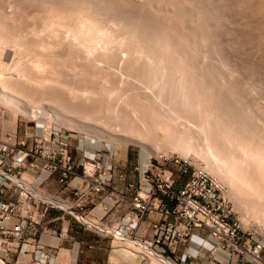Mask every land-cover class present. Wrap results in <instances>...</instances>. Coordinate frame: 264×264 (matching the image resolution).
<instances>
[{"label": "rangeland", "instance_id": "rangeland-1", "mask_svg": "<svg viewBox=\"0 0 264 264\" xmlns=\"http://www.w3.org/2000/svg\"><path fill=\"white\" fill-rule=\"evenodd\" d=\"M62 1L61 0L60 1H58V0H56V1L55 0H44V1L43 0H0V14H1L0 15V43H1L0 44V66L2 67L1 71L3 72V75H4L3 76V78L5 79L4 81H6L5 82L6 85L10 87L8 89H13L11 91L16 93L18 96H20V98L23 100V102H25L28 106H33L39 112L38 113V112H36L37 110H35L34 113L29 114V115H25L10 105H5L3 103H0V128H2V130L12 131L17 135L22 134L24 136L26 130H29L31 132L35 131L36 133H38V132L43 131L44 128L46 130H49L50 128L56 126L58 128H61L64 132L72 133L75 136L74 142H76L78 145H80V147H83L84 149H88L90 152H95L97 150H101L103 152V154H105L107 156V158L113 164L117 165L118 168H121L124 171H126L128 173V175L131 177V179L136 178L137 172H136L135 168L137 166L144 165L145 163H147V161L150 158L159 159L163 156L177 155V156H181V157H188V158L195 159L199 163L203 164L206 168H207V163H210V165H212L213 168L217 172L222 174V176L226 180L225 182L221 181V182H223V185L225 184L224 187L226 190V196L230 200L231 205L233 206L234 210L237 212L238 216L240 217L242 223L244 224V227L245 228H252L255 230L264 229V210H262V209H264V206L260 205V204L264 205V203H263L264 202L263 201L264 200V174L262 175V177L260 176V174L262 172L260 171V169H258V164L256 163L257 162L256 161L257 155L253 156L251 154V152L247 153L248 150L241 147V145L240 146L237 145V142L231 141L232 142L231 143V142H229V140L227 138L225 139L223 136H221L222 134H221L220 130L219 131L216 130L217 128H219V126H218L219 121L217 119L210 117L208 119V120H210L209 125H205L206 128L201 125L203 127V129L208 130V133L205 134V132H207V131L203 130L202 127L199 125V124H201V123H199L200 122L199 119L196 118V116L194 117V118H196V121H197V123H196L195 119L191 115L192 109L189 108L190 105L188 104L190 102H188L186 100L185 101L181 100V102H182L181 103L179 98L177 100L174 93L172 95H169V97H168L169 100L159 99L160 95H158L157 91H156V94H155V91L153 92V90H151V92H150L149 90H147L148 87L143 88L140 86L141 83H139L138 78H137V80H138V82H137L136 77H132L131 75L126 74L127 72L125 71V68L122 64L127 60L126 58H128L127 54H125V51H123V50H125V47H127L128 44L131 45V43L133 44V42H134L135 45H136V43H137V45H140L141 43H143L145 45L146 43H149L148 45L150 47L151 43H152L151 45L153 46V44L156 42L155 44L156 45L159 44V45L157 47H156V45H154V51L156 48H158V49H156L155 53L153 52V55L151 53V59L155 58L154 55L160 54V56L157 55L156 59H154V60H157V59L162 60V59H164L163 57H165L164 55H166L164 60H166L167 63H170L169 65H172V67L175 65L174 66L175 68L170 69V71L168 73L169 77L167 76V78L171 80L170 81L171 82L170 88L173 87L174 90L176 87L178 88L177 82L180 80V79H178L179 78L178 75H180V74L183 75L189 84L188 89H185L184 93L186 92L187 95L192 94L193 96H195V93L197 92L198 94L196 93V95H199V96H196L197 99L195 98V101H196V103H198L199 106H201L200 105V100H201V104H202L201 107L202 108H206L207 110H210V109L212 110L213 108L218 107L219 112H222V115H223L222 120L225 121V123L230 122L231 125L232 124L235 125L233 127L237 131V134H235L236 135L235 140H238V138H240V137L241 138L239 140H241L242 138H245L247 135L249 137H251V140H252V136L255 135V133H256V135H257V136L255 135L256 140L258 138L259 142L257 141V143H253L254 144L253 148L256 149L257 146L259 145L260 147L259 146L258 147H259V150L261 152V151H264V147H263L264 146V144H263L264 143V83H263L264 82V72L262 71V70H264V62H263L264 58H262V60H261V58H255L256 54L254 51H253L254 54L251 55L253 53L252 49L255 48V46H254L255 44L251 43L254 46L253 48H252V45L250 47V44H247L249 46L244 45V47H243L242 45H240L237 49H236V47L235 48L229 47L228 44H226V46H224L226 48V50L223 47L225 50L224 52L229 50L228 51L229 53L226 52V57H228V56H230V54H232L230 57L224 58L225 61L227 60L226 64L224 63L225 61L223 60V58H221L223 61L222 62L221 59H219V58H207L206 59L204 57L202 58L201 56L199 57V55L195 56L196 54L194 55V52L191 50L192 47L190 46L191 53H193L191 55L190 50H188L189 44L183 40H182L183 42L180 41L181 40L180 37H182L180 35L183 34V31H182L183 29H178V26L174 23L175 21L171 18L172 16L170 17V15L163 13V12H160V14H158L157 10L154 13V9L151 10L153 7L151 5L150 6L148 5L149 3L147 2V0H129V1H127V0H122V1L121 0L120 1L119 0L118 1L117 0H111V1L106 0V2H104L105 0H100L101 2H103V3L100 2L102 4V6L107 7L108 6L107 4H109L111 9L110 8H109L110 10L108 9L109 6L107 7V9L109 10L110 15H112V14L114 15V12L116 11L115 13H117L119 15V18L121 17L120 19H122V20L124 19L123 21L121 20V22H118L120 20L119 18L116 19V16L118 17V15L112 16V20H114V19L117 20V21L114 20L113 22L114 23L116 22L118 24L120 23L119 26H121V27H119L115 23L116 25L114 27L115 28L119 27V29L117 28V30L114 32H116V34L118 35V38H120L122 40L125 39V40L122 41L124 44H123L121 50H119L121 46H115V45L110 46L109 48L113 49V50L112 49L110 50L109 48H107L108 45L103 46L104 45V43H103V45H101V46H103L104 50H102L101 49L102 47H99L100 45L99 46L97 45L99 50L101 49L102 51H105L106 48L108 49V50L106 49L107 52L106 51H105V53L102 52L103 55L101 54L102 56H100L101 59L99 60V57H97L98 56L97 54H99V52H98L99 50L97 48H96L97 51H95V48H93L91 50L90 49L86 50V49H88L87 46H85L87 48L84 49L83 48L84 46L82 44H80V45L76 44V43H81L80 40H79L80 42L76 40L77 42L75 43V41L73 39V41H70V42L68 41V43H66L64 41H66V39L69 38V37L67 38L65 36L66 34H63L65 37H63V35L59 34L60 36H62L61 39L62 40L64 39L63 41H60V39H58V38H60L59 35H58L59 37L56 38L55 35L54 36L52 35L51 30L49 32V29L47 26L48 24H45V23L48 20L47 19L48 15L52 13L53 9L54 10H53L52 14H54V17H56V15L63 14L66 18H68L67 16L70 15L69 11L77 12L78 10H79L78 12H80V13L82 12L83 15H84V13H85V16L88 15V14H86V12H84L82 10L80 11V9H83V8L80 5H78L80 7H78L76 5L77 0H74L75 3L73 0H66L67 1L66 3L64 1L63 2ZM91 1L95 4L96 3L95 1H97V0H91ZM107 1H108V3H107ZM114 2H116V3H114ZM45 3L46 4L48 3V4L45 5ZM62 3H63V5H66V7L65 6L61 7ZM67 3L70 4V6ZM100 3L98 2L99 5H101ZM78 4H79V2H78ZM98 4H96V5H98ZM115 4H117V6ZM146 4L148 5V7L146 6ZM41 5H43V6H41ZM71 6L73 7L72 10H71V8H72ZM44 7H46V8L48 7V8L46 9ZM149 7H152V8H149ZM55 8L56 9L58 8V9L56 10ZM59 9H61V10H59ZM44 10L46 12H43ZM65 10H66V12H65ZM48 11H49V13H48ZM56 12L57 13L59 12V14H55ZM67 12L69 15L67 14V16H66ZM111 12H112V14H111ZM87 13H89V12H87ZM161 14H162V16H161ZM89 15H90V13H89ZM100 16H102V15H99V17ZM99 21L102 22L103 21L102 18ZM48 22H49V20H48ZM126 22H128L127 24H129V26H131L127 31H125L126 29L124 27L122 28V26H123L122 24L123 23L125 24ZM108 24H109V22H108ZM162 25H163V27H162ZM141 27H142V29H141ZM166 27H167V29H166ZM115 28H114V30H115ZM120 28H121V30H120ZM168 28H170L171 31H169L170 34L167 38V40H168L167 43H166V41L164 42L166 45H164L163 41L162 42L159 41L157 43L156 40H159L158 39L159 38V36H158L159 32H162V30L164 32L165 29H166L165 31H167V30H169ZM175 28H177V29H175ZM179 28H180V26H179ZM61 29H60V31L63 33L64 31H62ZM139 29L141 30V32ZM65 31H68V29L67 30L65 29ZM154 31H156L155 32L156 34L154 33ZM129 32H130V34H129ZM180 32L182 34H180ZM132 33H133V35H132ZM200 33H201V31H199V34ZM50 34L54 38H52V36ZM152 34H154V35H152ZM8 35H12L13 39H12V36H8ZM125 35L128 36L129 39L127 37H123ZM130 35H132L131 36L132 38L130 37ZM151 35H152V37H151ZM178 35L180 36L179 38H178ZM6 36H7V38H5ZM134 36H135V38H133ZM146 36L148 39L146 38ZM14 38H15V40H14ZM150 38L153 40H151ZM154 38L155 39L157 38V39L155 40ZM193 38L194 37L192 36V38H191L192 42L196 41L197 38L195 40ZM175 39H176V41H175ZM69 40H71V37ZM133 40H136V42ZM154 40H155V42H154ZM171 40H172V42H171ZM200 40L203 42L201 36H199L197 41L203 47V50L206 49L205 51L207 52L208 47L205 46V42L202 43ZM14 41H15V43H14ZM149 41H151V43ZM16 42H18V43H16ZM40 43H41V45H40ZM61 43H62V46L59 45V47H58V44H61ZM175 43H176V45H175ZM143 44H141V45H143ZM162 44H163V46H162L163 50H161ZM231 44H229V45H231ZM42 45H44V46H42ZM148 45H145V47H148ZM174 45H175V47L176 46L177 47L175 48ZM62 47H63V49H62ZM74 47H76V48H74ZM166 47H167V49H166ZM81 48H83V49H81ZM168 48H170V49L173 48L171 53H169L170 49L168 50ZM177 48H178V50H177ZM69 49L71 52L68 51ZM180 49H182V50H180ZM208 49H209L208 51L210 52L211 48L209 47ZM240 49H243V51ZM93 50L95 52H98V53L96 54V56L94 53L93 54L94 56L91 57L92 56L91 53H93ZM175 50H177L176 53L180 57L177 58L178 55H176V53L173 52ZM238 50L242 51L243 53L242 52L239 53L240 51H238ZM160 51H162V52H160ZM249 51L251 52V53H249L251 56L249 54H247ZM82 52L85 54H83ZM164 52H165V54H164ZM209 52H207V53H209ZM231 52H233V53H231ZM49 53L50 54L52 53L51 54L52 56H49L50 55ZM54 53L56 54V56H54L55 55ZM57 53L58 54L60 53V54L58 55ZM86 53H87V55H86ZM89 53H90V55H88ZM118 53H120V54H118ZM143 53L140 52L139 54L140 55L143 54L142 56L146 58L147 55L145 54V52H143ZM234 53L236 54L237 57L235 56ZM72 54H73V56H72ZM116 54H118V55H116ZM168 54H169V58H168ZM171 54L173 56H171ZM186 54H187V56H185ZM227 54H229V55H227ZM246 55L247 56L249 55L250 57L249 56L247 57ZM106 56H108V57H106ZM114 56H115V59H114ZM125 56H126V58H125ZM142 56H140L139 58L137 57V60H139L141 58L144 59ZM184 56L188 57V58H185ZM94 57H96V58L94 59ZM157 57H159V58H157ZM173 57H176V59ZM182 57H184V58H182ZM189 57H191V58L189 59ZM97 58H98V60H97ZM180 58H182V59H180ZM116 59H117V61H116ZM122 59L125 61H123ZM142 59L139 60L138 63L141 62ZM188 60H190V61H188ZM210 61H211V63H210ZM142 62H144V60ZM214 63H216V64H214ZM100 64H101V66H100ZM186 64L188 66H185ZM193 64H195V66ZM217 64H219L221 66L223 76L226 77L228 79V81H230V82L234 81V82H231L230 84L234 85L235 87H240L241 90L243 89L242 90L243 92L241 91L242 93H240L241 94L240 98H238L239 95H237V97L235 96L236 99L238 98V100H240V101L237 100V103H236V99H234L235 97L232 95L234 93H232L231 91H229L227 88L224 87V83L227 80H225V82H223L222 79H224V78H220L218 76L220 74L219 73L216 74L217 72H214V71H216ZM93 65H94V67H93ZM95 65L97 66V68H95L96 67ZM199 65H201L203 67H200ZM252 65H255V66H252ZM20 67H22V68H20ZM177 67H180V69ZM25 68H27V69H25ZM183 68H184V70H183ZM191 68H193V69H191ZM97 69H98V71H97ZM174 69H176L178 71V73H179L177 75L178 77L176 76ZM193 71H196V72H193ZM28 73H30V74H28ZM207 73H209V74H207ZM213 73H215V74H213ZM191 74H192V76H191ZM26 76H28L29 78ZM216 76H218V77L215 78ZM241 77H242V79H241ZM203 78H204V80H203ZM50 79H53L54 81L50 80ZM27 80H29V81H27ZM31 80H34V81L32 82ZM36 80L38 83H36ZM216 80L217 81L219 80L217 84H216V82H217ZM237 80H240L241 82L240 81L237 82ZM221 81L223 84L221 83ZM198 82H200V83H198ZM2 83H4V82H2ZM40 83L42 84L41 86H40ZM117 84H118V89L116 88ZM248 84H249V86H248ZM1 86L4 87L3 84H0V87ZM243 86L245 88H243ZM61 87L62 88L64 87V90ZM222 87H224V88H222ZM14 88H16V89H14ZM66 88H68V89H66ZM113 88L114 89L116 88L119 91V93H118V91L114 90ZM190 89H192V90H190ZM183 90H184V88H183ZM18 91L19 92L21 91L20 94H18L19 93ZM43 91H44V94H43ZM110 91H111V93L113 91L114 94L113 93L112 94L114 95V97H113V95L111 96ZM86 92H87V94H86ZM230 92H231V94H230ZM60 93L66 95V96L69 95L70 102H73V101L75 102V103L73 102L75 110L78 107L76 112L72 113L71 117H57L54 115V113H52V111H50L51 110L50 109L51 104H52L50 99L52 98V95L56 96V94H60ZM219 94H220V96H219ZM216 95H218V96H216ZM126 96L128 97L126 99L127 102H125L126 100L124 98ZM45 97H46V99H45ZM70 97L73 98L74 100L70 99ZM116 97L120 98V99H115ZM121 97H122V99H121ZM219 97L220 98L222 97V98L220 99ZM241 97H242V99H241ZM255 97L257 98V100ZM259 98H261V99H259ZM174 100H175V102H174ZM122 101L124 102V104ZM166 101H167V103H166ZM208 101H209V103H208ZM109 103H111L110 104L111 106H112V104L114 106L111 107L109 105ZM133 103L135 105H137V104L142 105L143 104L145 106L144 107L145 110L143 109L144 111L142 110V112H138L141 114V116L143 117L144 120L142 119L141 116L137 115L138 113L136 114V112H134L135 108H137V107L135 105H134V107H132L133 105H130ZM173 103H175L174 104L175 108L173 107L174 106ZM179 103L181 104L180 106H181L182 111L179 108L180 107ZM259 103H261V104H259ZM77 104H78V106H77ZM167 104H168V106H167ZM218 104H219V106H218ZM100 105L102 108L100 107ZM115 106H116V108H114ZM184 106H187V107H184ZM42 107H44V108H42ZM249 107H250V110H251V108L253 109L251 111H253V112L256 111V112H254L255 114L258 113L257 114L258 116H256V118L254 116V113L251 114L250 113L251 111L249 112ZM185 108H187L188 110L190 109V110L188 111ZM176 110H178V111H176ZM190 112H191V114H190ZM47 113H49V114H47ZM110 113H111V115H110ZM129 114H130V117H129ZM125 115H127V116H125ZM231 115H232V117H231ZM148 116H149V118H148ZM181 116L182 117L184 116V117L182 118ZM253 116H254V119H253ZM179 117L181 119L177 120V119H179ZM225 117H227V118H225ZM67 118H68V120H67ZM233 118H235V119H233ZM135 119H138L137 120L138 123ZM106 121H107V123H106ZM132 121L135 124H132L131 123ZM107 124L110 126H108ZM237 124H238V126L240 125V128L239 127L238 128L240 130L242 129L243 131L242 130L239 131V129L237 128ZM248 124L250 126H247ZM131 125L134 127H132ZM147 125H148V127H147ZM135 126L138 129H135L136 128ZM96 129H98V130H96ZM252 129L255 130V133L252 132L251 133L252 136H251L249 133L250 131H248V130H252ZM99 130H100V132L98 133L97 131H99ZM181 130H182V132H186L187 135L190 134V136L189 135L188 136L190 138L192 137L191 139L193 140L195 146L203 154L204 157H200L199 155H197L193 152L188 154V156L183 155V153L181 151L174 150L172 148V145L174 142L173 139H177V135H176L177 131L180 132ZM186 130L188 131V133ZM211 130H213V131H211ZM244 130L247 131V132H245V134H244ZM202 131H204V133ZM109 133H111V134H109ZM115 133H116V135H115ZM206 135H208V139H207ZM204 137H206V138H204ZM236 137H238V138H236ZM193 138H195V139H193ZM114 139H116V140H114ZM206 139H207V141H206ZM209 139H210V142H209ZM251 140H250V142H251ZM213 141H215V142H213ZM216 141L218 143L220 141L221 142L218 144ZM258 143H260V144H258ZM207 147H209V148H207ZM163 149L164 150L166 149V150L164 151ZM222 152H223V154L225 153L227 155V158H226L227 162L224 161L225 155L221 154ZM217 154H220V156ZM215 155H216V157H215ZM263 155L264 154H262L259 157H262ZM76 156L80 157V156H82V153L76 152ZM222 157H223V159H222ZM259 157L257 159L258 162H260V161L264 162V158H262V160H261V158L259 159ZM217 158L220 160H218ZM253 160H255L254 162H255L256 166L253 164L254 163ZM251 164H252V167H251ZM255 169H258L259 171L255 170ZM210 172L214 176H216L212 171H210ZM242 172H244L245 174ZM32 173L34 174L35 172H32ZM257 173H259V174H257ZM256 174H257V176H256ZM253 175H254V178H253ZM260 177L262 178L261 180H260ZM258 178H259V181H256V180H258ZM255 181H256V183H254ZM262 181H263V183H262ZM261 195H262V197H261ZM257 198H259V199H257ZM261 200H262V202H261ZM257 202L259 203V205H257ZM260 206H262V207H260ZM247 211L250 213L252 212V214H250V215L247 214ZM68 219L71 221L72 226L74 225V223H76L77 226L79 225V226H81V228H84V226L82 224L78 223L77 221H75V219L71 215H68ZM81 228L79 227V228H75V229L82 230L81 231V233H82L84 230ZM92 234H94V233H92ZM92 237H94L95 240L101 239L98 236H96V233ZM87 239H89V238H87ZM84 241L85 242L82 243L81 247H80L81 253H80L79 261L76 264H113V263L114 264H160L157 261H154L152 257L145 255L141 252L139 253L133 247H127L126 245L121 244L119 242H112V240L107 239V238H105V240L103 241V243L106 244L105 245L106 250L103 252L102 251L101 252L94 251L95 249L91 250L86 243L87 240H84ZM65 243H66V246H68L69 243L68 242H65ZM124 248L128 249L133 254V258H124V259H122V261H121V259H119V260H115L116 262L115 261L112 262L110 260V256H111L112 252L116 249H124ZM34 256H36V255L34 254L32 256H26L25 254H21L20 249H18L17 251H8V250H6V247L4 246V244L0 240V260H1L0 264H3L2 261H4L6 264H45L44 262L40 261L39 259H34ZM144 258L148 259V261H146V259H144ZM66 261L71 263V261L68 259ZM128 261H130V262H128ZM131 261L132 262L134 261V262L132 263ZM70 263H66V264H70ZM53 264H56V263H53ZM58 264H61V263H58ZM62 264H65V263H62Z\"/></svg>", "mask_w": 264, "mask_h": 264}, {"label": "built area", "instance_id": "built-area-1", "mask_svg": "<svg viewBox=\"0 0 264 264\" xmlns=\"http://www.w3.org/2000/svg\"><path fill=\"white\" fill-rule=\"evenodd\" d=\"M32 138L30 144L12 133L0 138V240L6 250L53 264L56 246H43L41 238L72 242L71 215L99 236L131 241L139 253L151 257L150 249L175 264H264V229L244 227L223 183L195 159L150 158L131 179L101 150L80 147L61 128H44ZM26 170L46 178L58 174L60 191L39 190L37 180L24 178Z\"/></svg>", "mask_w": 264, "mask_h": 264}, {"label": "bare ground", "instance_id": "bare-ground-1", "mask_svg": "<svg viewBox=\"0 0 264 264\" xmlns=\"http://www.w3.org/2000/svg\"><path fill=\"white\" fill-rule=\"evenodd\" d=\"M44 1V0H43ZM56 1V0H55ZM58 1H60V0H58ZM62 1V0H61ZM65 3L67 2L66 0H63ZM62 1V2H63ZM74 1V0H73ZM111 1V0H110ZM118 1V0H117ZM120 1V0H119ZM122 1V0H121ZM127 1H129V0H127ZM49 2V1H48ZM70 2V1H69ZM77 2V6L78 5H80L83 9H80V11L82 10V11H84V12H86V14H88V15H86L85 16V13H84V15H83V13L81 14L80 12H78L77 10V12H75V11H69V14H68V12L66 13V16H67V14L69 15V16H67L68 18H66L63 14H60V15H56V17H54V14H52L53 13V10H52V13L51 14H47L48 15V17H47V19L49 20V22H48V20L46 21V23L45 24H48L47 26H48V29H49V32H50V30L52 31L51 33H52V35L54 36L55 35V37L56 38H58L60 35H63V34H66L65 36L68 38V39H66V41H64V42H66V43H68V41L70 42V41H73V39H74V41H75V43L77 42V41H81V43H76V44H78V45H80V44H82L83 46V48L84 49H86L87 47H88V49H86V50H91V49H93V48H95V51H97L96 50V48L98 49V46L99 47H102L101 49L102 50H104V48H103V46H106V45H108L107 46V48H109L110 46H113V45H115V46H121L120 47V49L119 50H121L122 49V46H123V40H125V39H120V38H118V35L116 34V32H114V31H116L117 30V28L119 29V27H121V26H119V24L118 23H116L117 24V26H119V27H117V28H115L114 26L116 25L113 21L114 20H116L117 18H119V15L117 14V13H115L114 12V15L112 14V12H111V14L112 15H110V12H109V10L111 9V7L109 6V4H107L108 6V9H107V7L106 6H102V4L101 3H103V2H101L100 0L98 1H95L96 3L94 4L91 0L89 1V0H77L76 1ZM78 2H79V4H78ZM98 2L101 4V5H99L98 4ZM104 2H106V0L104 1ZM149 4H148V3ZM147 4L150 6H152V7H149V8H152L151 10H153L154 9V13H155V11L157 10V12H158V14H160V12H163V13H166V14H168V15H170V17L175 21L174 23L178 26V29H183L182 31H183V34L180 32V34H182V35H180V36H182V37H180L179 35H178V38L180 37V41H185L186 43H188L189 44V49L188 50H190V46L192 47L191 48V50L194 52V55L195 56H198L199 55V57L201 56L202 58L204 57V58H219V59H221V58H223V60L225 61V59L224 58H228V57H230L232 54H230V56H228V57H226V52L227 53H229L228 51H226V52H224L225 50H226V48L224 47V46H226V44H228V46L229 47H236V49L240 46V45H242L243 47H244V45L245 46H249V45H247V44H250V47H251V45L252 44H255L254 46H255V48L254 49H252V52L254 51L255 52V54H256V56H255V58H261V60H262V58H264V0H147ZM74 3H75V1H74ZM107 3H108V1H107ZM114 3H116V2H114ZM126 3V2H125ZM40 4V3H39ZM48 4V3H47ZM46 3H45V5H47ZM59 4V3H58ZM57 4V5H58ZM68 4V3H67ZM96 4H98V5H96ZM132 4V3H131ZM146 4V6L148 7V5ZM69 6H70V4H68ZM112 5V4H111ZM116 6H117V4H115ZM31 6V5H30ZM41 6H43V5H41ZM60 6V5H59ZM62 6H65L66 7V5H63V3L61 4V7ZM80 6H78V7H80ZM113 6V5H112ZM115 6V7H116ZM131 6V5H130ZM6 7V6H5ZM56 7V6H55ZM72 7V6H71ZM70 7V8H71ZM28 8V7H27ZM44 8H46V7H44ZM43 8V9H44ZM48 8V7H47ZM46 8V9H47ZM60 8V7H59ZM127 8V7H126ZM18 9V8H17ZM42 9V10H43ZM51 9V8H50ZM56 9V8H55ZM58 9V8H57ZM56 9V10H57ZM63 9V8H62ZM73 9V7L71 8V10ZM75 9V8H74ZM77 9V8H76ZM79 9V8H78ZM114 9V8H113ZM116 9V8H115ZM59 10H61V9H59ZM58 10V11H59ZM63 11V10H62ZM97 11V12H96ZM112 11V10H111ZM43 12H46L45 10L43 11ZM65 12H66V10H65ZM87 12H89L90 13V15H89V13H87ZM118 12V11H117ZM156 12V13H157ZM13 13V12H12ZM48 13H49V11H48ZM64 13V12H63ZM119 13V12H118ZM55 14H59V12L57 13H55ZM143 14V13H142ZM165 14V15H166ZM1 15V14H0ZM3 15V14H2ZM46 15V16H47ZM99 15H102V16H100L99 17ZM116 15H118V17L116 16ZM167 15V16H168ZM112 16H116V19H114V20H112ZM161 16H162V14H161ZM100 18V19H99ZM101 18H102V22L101 21H99V20H101ZM121 18V17H120ZM119 18V19H120ZM118 19V20H119ZM136 19V18H135ZM150 19V18H149ZM165 19V18H164ZM3 20V19H2ZM121 20L122 19H120L118 22H121ZM124 20V19H123ZM122 20V21H123ZM140 20V19H139ZM109 22V24H108V22ZM117 21V20H116ZM138 21V20H137ZM146 21V20H145ZM48 22V23H47ZM134 22V21H133ZM132 22V23H133ZM140 22V21H139ZM142 22V21H141ZM171 22V21H170ZM44 23V22H43ZM128 22H126L125 24L123 23L122 25V28L124 27L126 30L125 31H127L131 26H129V24H127ZM130 23V22H129ZM135 24V23H134ZM141 24V23H140ZM2 25V24H1ZM139 25V24H138ZM137 26V25H136ZM154 26V25H153ZM179 26H180V28H179ZM155 27V26H154ZM162 27H163V25H162ZM182 27V28H181ZM62 28V29H61ZM114 28H115V30H114ZM150 28V27H149ZM160 28V27H159ZM60 29L62 30V31H64L63 33L60 31ZM65 29L67 30L68 29V31H65ZM141 29H142V27H141ZM153 29V28H152ZM166 29H167V27H166ZM165 29V30H166ZM169 30H167V31H165L164 30V32H163V30H162V32H159V40H156L155 38V40L157 41V43L160 41V42H162L163 41V43L166 41V43H167V38H168V36H169V34H170V32L169 31H171V29L170 28H168ZM175 29H177V28H175ZM174 29V30H175ZM120 30H121V28H120ZM140 30V29H139ZM60 31V32H59ZM146 31V30H145ZM159 31V30H158ZM179 31V30H178ZM199 31H201V33L199 34ZM140 32H141V30H140ZM139 32V33H140ZM156 31H154V33H155ZM175 32V31H174ZM173 32V33H174ZM11 33V32H10ZM176 33V32H175ZM47 34V33H46ZM60 34V35H59ZM119 34V33H118ZM129 34H130V32H129ZM137 34V33H136ZM142 34V33H141ZM156 34V33H155ZM177 34V33H176ZM175 34V35H176ZM15 35V34H14ZM17 35V34H16ZM51 35V34H50ZM51 35V36H52ZM59 35V36H58ZM124 35V34H123ZM132 35H133V33H132ZM132 35H130V37L132 36ZM135 35V34H134ZM148 35V34H147ZM152 35H154V34H152ZM152 35H151V37H152ZM8 36H12V35H8ZM52 36V38H54ZM64 35H63V37H65ZM141 36V35H140ZM150 36V35H149ZM192 36L194 37L193 39L195 40L196 38V41L198 40V38H199V36H201V38H202V40H203V42L202 43H204L205 42V46H207L208 48L210 47L211 49H210V52L208 51L209 49L207 48V52H209V53H207L205 50H203V47L198 43V41L196 42V41H193L192 42ZM203 36V37H202ZM4 37V36H3ZM20 37V36H19ZM61 37L62 36H60V38H58V39H60V41H63L62 39H61ZM70 37H71V40H69L70 39ZM121 37V36H120ZM123 37H127L128 38V36H123ZM122 37V38H123ZM154 37V36H153ZM156 37V36H155ZM5 38H7V36L5 37ZM126 38V39H127ZM132 38V37H131ZM130 38V39H131ZM133 38H135V36L133 37ZM143 38V37H142ZM146 38H147V36H146ZM12 39H13V36H12ZM11 39V40H12ZM20 39V38H19ZM38 39V38H37ZM129 39V38H128ZM138 39V38H137ZM148 39V38H147ZM146 39V40H147ZM151 39V38H150ZM2 40V39H1ZM14 40H15V38H14ZM77 40V41H76ZM140 40V39H139ZM151 40H153V39H151ZM155 40H154V42H155ZM6 41V40H5ZM8 41V40H7ZM19 41V40H18ZM46 41V40H45ZM79 41V42H80ZM83 41V42H82ZM127 41V40H126ZM133 41H135L136 42V40H133ZM175 41H176V39H175ZM182 41V42H183ZM4 42V41H3ZM53 42V41H52ZM55 42V41H54ZM131 42V41H130ZM139 42V41H138ZM141 42V41H140ZM150 43H151V41H149ZM171 42H172V40H171ZM200 42V43H201ZM14 43H15V41H14ZM16 43H18V42H16ZM44 43V42H43ZM59 43V42H58ZM101 43V44H100ZM103 43H104V45H103ZM145 43V42H144ZM156 43V42H155ZM153 44V46L150 44V47H149V43H146L145 45H148V47H145V45L143 44V43H141V44H143V45H137V43H136V45H135V43L133 42V44L131 43V45H129L128 43V45H127V47H125V50H123V51H125V54H127V57L128 58H126V56H125V58L127 59L126 61L125 60H123V61H125L124 63H122L123 64V66H124V68H125V71L127 72L126 74H128V75H131L132 77H136V80H137V78H138V80H139V83H141L140 84V86L141 87H143V88H145V87H148L147 88V90H149L150 92H151V90H153V92L155 91V94H156V91H157V93H158V95H160L158 98L159 99H166V100H169V95H172L173 93H174V95H175V97L177 98V100H178V98L180 99V102H181V100L182 101H188V102H190V103H188L189 105H190V107L189 108H191L192 110H191V112H192V114H191V112H190V114L192 115V117L194 118L195 116H196V118H198L199 119V123H201V124H199L200 126L202 125L203 127H205V125H209V121L210 120H208L210 117L211 118H214V119H217L219 122V128H217L216 130L217 131H219L220 130V132H221V136H223L225 139L227 138L228 140H229V142H231V141H233V142H237V145H241V147H243L244 149H247L248 151H247V153L248 152H251V154L254 156V155H257L255 158H256V163L258 164V169H260V171L262 172L261 174H260V176L262 177V175L264 174V162H261L260 160V162H258V157L259 156H261L262 154H264L263 152L264 151H261L260 152V150H259V147L257 146V148L256 149H254L253 147H254V144L253 143H257V141L259 142V140H258V138H257V140H256V133H255V130H248V131H250L249 133H250V135H251V133L253 132V133H255V135H251L252 136V140H251V137H249L248 135L245 137V138H242L241 140H239L240 138H238V137H236V138H238V140H235V134H237V131H236V129L235 128H233L235 125H231V123L230 122H228V123H225V121H223L222 119H223V115H222V112H219V110H218V107H215V108H213L212 110L210 109V110H207L206 108H202L201 106H202V104H201V100H200V105L201 106H199L198 105V103H196V101H195V98H196V96H199V95H196V93H195V96H193L192 94H190V95H187V93L185 92L184 93V91H185V89H188V86H189V84H188V82L186 81V79H185V77L183 76V75H178L179 73H178V71L176 70V69H174V71H175V74H176V76L178 75L179 76V78L178 79H180L178 82H177V85H178V88L176 87H174L175 88V90L173 89V87L172 88H170V86H171V80L170 79H168L167 78V76H168V73H169V71H170V69H173V68H175L174 66L172 67V65H169L170 63H167L166 62V60H164L165 59V57H166V55H164L165 57H163L164 59H162V60H159V59H157V60H154V59H156V56L158 55V56H160V54H156V55H154V57L155 58H153V59H151V53H152V55H153V52L155 53V51H156V49H158V48H156L158 45H156V44ZM232 43V44H231ZM252 43V44H251ZM1 44V43H0ZM46 44V43H45ZM64 44V43H63ZM161 44V43H160ZM172 44V43H171ZM229 44H231V45H229ZM23 45V44H22ZM40 45H41V43H40ZM59 45H61L62 46V43L61 44H58V47H59ZM98 45V46H97ZM101 45H103V46H101ZM154 45H156V49H155V51H154ZM164 45H166L165 43H164ZM169 45V44H168ZM175 45H176V43H175ZM175 45H174V47H175ZM235 45V46H234ZM20 46V45H19ZM42 46H44V45H42ZM46 46V45H45ZM85 46H87V47H85ZM162 46H163V44L161 45V48H162ZM170 46V45H169ZM168 46V47H169ZM181 46V45H180ZM185 46V45H184ZM201 46V47H200ZM253 45H252V48L254 47ZM56 47V46H55ZM173 47V46H172ZM173 47V48H174ZM177 47V46H176ZM175 47V48H176ZM225 48V50H224V48ZM249 47V48H250ZM45 48V47H44ZM74 48H76V47H74ZM83 48H81V49H83ZM106 48V49H107ZM118 48V47H117ZM165 48V47H164ZM173 48L172 49H170V48H168V50L170 51L169 53H171V51L173 50ZM19 49V48H18ZM36 49V48H35ZM43 49V48H42ZM60 49V48H59ZM62 49H63V47H62ZM71 49V48H70ZM70 49L68 50V51H70ZM99 50L98 52H99V54H97L98 52H95L94 50H93V53H91L92 54V56L91 57H93L94 55V53H95V56H96V54L98 55L97 57H99V60L101 59L100 58V56H102L103 54H102V52H104L105 53V51H106V49H105V51H102V50ZM110 49V48H109ZM112 49V48H111ZM110 49V50H111ZM166 49H167V47H166ZM229 49V48H228ZM247 49V48H246ZM251 49V48H250ZM249 49V50H250ZM49 50V49H48ZM54 50V49H53ZM108 50V49H107ZM113 50V49H112ZM161 50H163V48L161 49ZM177 50H178V48H177ZM177 50H175V51H173V52H177ZM180 50H182V49H180ZM191 50H190V53H191ZM232 50V49H231ZM240 50H242L243 51V49H240ZM240 50H238V51H240ZM38 51V50H37ZM40 51V50H39ZM42 51V50H41ZM51 51V50H50ZM184 51V50H183ZM235 51V50H234ZM237 51V50H236ZM242 51H240L239 53H241ZM58 52V51H57ZM71 52V51H70ZM74 52V51H73ZM88 52V51H87ZM90 52V51H89ZM101 52V53H100ZM107 52V51H106ZM143 53V52H145V54L147 55V59L145 58V57H143L142 55L144 54H139V53ZM158 52V51H157ZM160 52H162V51H160ZM254 52L251 54V55H253L254 54ZM48 53V52H47ZM68 53V52H67ZM83 53V52H82ZM185 53V52H184ZM189 53V54H190ZM231 53H233V52H231ZM243 53V52H242ZM249 53H251L250 51L247 53V54H249ZM50 54V53H49ZM48 54V55H49ZM52 54V53H51ZM49 55V56H52V55ZM55 54V53H54ZM58 54V53H57ZM60 54V53H59ZM58 54V55H59ZM83 54H85V53H83ZM102 54V55H101ZM112 54V53H111ZM118 54H120V53H118ZM118 54H116V55H118ZM164 54H165V52H164ZM167 54V53H166ZM188 54V55H189ZM193 53H191V55H192ZM235 54V53H234ZM30 55V54H29ZM57 55V56H58ZM86 55H87V53H86ZM88 55H90V53L88 54ZM115 55V56H116ZM139 55V56H138ZM175 55V54H174ZM176 55H178L177 53H176ZM190 55V56H191ZM227 55H229V54H227ZM250 55V54H249ZM248 55V56H249ZM250 55V56H251ZM54 56H56V54L54 55ZM61 56V55H60ZM71 56V55H70ZM72 56H73V54H72ZM71 56V57H72ZM85 56V55H84ZM115 56H114V59H115ZM140 56H142L144 59H142V61L144 60V62H139L138 63V61L139 60H141V59H139V60H137V57L139 58ZM171 56H173L172 54H171ZM185 56H187V54L185 55ZM184 56V57H185ZM235 56H236V54H235ZM234 56V57H235ZM247 56V55H246ZM247 56V57H248ZM249 56V57H250ZM22 57V56H21ZM106 57H108V56H106ZM178 57H180L179 55L177 56V58ZM184 57H182V58H184ZM237 57V56H236ZM50 58V57H49ZM65 58V57H64ZM70 58V57H69ZM81 58V57H80ZM96 57H94V59H95ZM157 58H159V57H157ZM168 58H169V54H168ZM173 58H175L176 59V57H173ZM182 58H180V59H182ZM185 58H188V57H185ZM191 57H189V59H190ZM239 58V57H238ZM146 59V60H145ZM230 59V58H229ZM97 60H98V58H97ZM137 60V61H136ZM169 60V59H168ZM167 60V61H168ZM171 60V59H170ZM184 60V59H183ZM211 60V59H210ZM259 60V59H258ZM92 61V60H91ZM110 61V60H109ZM116 61H117V59H116ZM176 61V60H175ZM186 61V60H185ZM188 61H190V60H188ZM221 61H222V59H221ZM260 61V60H259ZM75 62V61H74ZM99 62V61H98ZM106 62V61H105ZM181 62V61H180ZM207 62V61H206ZM209 62V61H208ZM213 62V61H212ZM223 62V61H222ZM226 62H227V60L224 62L225 64H226ZM243 62V61H242ZM247 62V61H246ZM261 62V61H260ZM264 62V61H263ZM262 62V63H263ZM178 63V62H177ZM183 63V62H182ZM186 63V62H185ZM190 63V62H189ZM193 63V62H192ZM210 63H211V61H210ZM220 63V62H219ZM28 64V63H27ZM56 64V63H55ZM112 64V63H111ZM110 64V65H111ZM202 64V63H201ZM207 64V63H206ZM214 64H216V63H214ZM259 64V63H258ZM17 65V64H16ZM31 65V64H30ZM97 65V64H96ZM95 65V66H96ZM115 65V64H114ZM183 65V64H182ZM194 66H195V64H193ZM203 65V64H202ZM222 65V64H221ZM233 65V64H232ZM263 65V64H262ZM20 66V65H19ZM91 66V65H90ZM98 66V65H97ZM97 66L95 67V68H97ZM100 66H101V64H100ZM122 66V67H123ZM185 66H188L187 64L185 65ZM192 66V65H191ZM198 66V65H197ZM196 66V67H197ZM200 67H203V66H201V65H199ZM241 66V65H240ZM252 66H255V65H252ZM6 67V66H5ZM51 67V66H50ZM93 67H94V65H93ZM92 67V68H93ZM182 67V66H181ZM215 67V66H214ZM1 66H0V84H3L4 85V87H0V103H3V104H5V105H10V106H12L13 108H16L18 111H20L21 113H23V114H25V115H29V114H32V113H34L35 112V110H37V109H35L33 106H28L25 102H23V100L20 98V96H18L16 93H14V92H12L11 90H13V89H8V88H10L9 86H7L6 85V81H4L5 79L3 78V72L1 71ZM20 68H22V67H20ZM35 68V67H34ZM89 68V67H88ZM177 68H179L180 69V67H177ZM188 68V67H187ZM206 68V67H205ZM213 68V67H212ZM240 68V67H239ZM255 68V67H254ZM11 69V68H10ZM25 69H27V68H25ZM37 69V68H36ZM82 69V68H81ZM191 69H193V68H191ZM197 69V68H196ZM93 70V69H92ZM182 70V69H181ZM180 70V71H181ZM183 70H184V68H183ZM186 70V69H185ZM17 71V70H16ZM97 71H98V69H97ZM197 71V70H196ZM196 71H193V72H196ZM199 71V70H198ZM201 71V70H200ZM263 72H264V70H262ZM8 72V71H7ZM69 72V71H68ZM72 72V71H71ZM92 72V71H91ZM210 72V71H209ZM214 72H217L216 74H220V75H218L220 78H224V79H222V81L223 82H225V80H227L225 83H224V87L225 88H227L229 91H231L232 93H234V94H232L234 97L236 96L237 97V95H239L238 96V98H240V96H241V94L240 93H242L243 91V89L241 90L240 89V87H235L234 85H232V84H230L231 82H234V81H228V79L226 78V77H224L223 76V72H222V70H221V66L219 65V64H217V66H216V71H214ZM259 72V71H258ZM31 73V72H30ZM30 73H28V74H30ZM85 73V72H84ZM113 73V72H112ZM115 73V72H114ZM117 73V72H116ZM174 73V72H173ZM184 73V72H183ZM189 73V72H188ZM257 73V72H256ZM255 73V74H256ZM5 74V73H4ZM80 74V73H79ZM102 74V73H101ZM207 74H209V73H207ZM213 74H215V73H213ZM244 74V73H243ZM254 74V73H253ZM188 75V74H187ZM186 75V76H187ZM197 75V74H196ZM212 75V74H211ZM89 76V75H88ZM177 76V77H178ZM191 76H192V74H191ZM190 76V77H191ZM195 76V75H194ZM209 76V75H208ZM207 76V77H208ZM215 76V75H214ZM218 76H216L215 78H217ZM230 76V75H229ZM26 77H28V76H26ZM31 77V76H30ZM107 77V76H106ZM169 77V76H168ZM189 77V76H188ZM206 77V76H205ZM235 77V76H234ZM238 77V76H237ZM21 78V77H20ZM29 78V77H28ZM27 78V79H28ZM33 78V77H32ZM49 78V77H48ZM213 78V77H212ZM230 78V77H229ZM188 79V78H187ZM214 79V78H213ZM219 79V78H218ZM241 79H242V77H241ZM30 80V79H29ZM29 80H27V81H29ZM39 80V79H38ZM50 80H53V79H50ZM133 80V79H132ZM135 80V79H134ZM135 80V81H136ZM138 80H137V82H138ZM141 80V81H140ZM196 80V79H195ZM199 80V79H198ZM203 80H204V78H203ZM221 80V79H220ZM32 82L34 81V80H31ZM54 81V80H53ZM58 81V80H57ZM116 81V80H115ZM202 81V80H201ZM200 81V82H201ZM217 81V80H216ZM215 81V82H216ZM219 81V80H218ZM218 81L216 82V84L218 83ZM222 81H221V83H222ZM238 81H240V80H237V82ZM263 81V80H262ZM2 82H4V83H2ZM200 82H198V83H200ZM241 82V81H240ZM36 83H38L37 82V80H36ZM220 83V82H219ZM251 83V82H250ZM264 83V82H263ZM173 84V83H172ZM214 84V83H213ZM215 84V85H216ZM223 84V83H222ZM42 84L40 83V86H41ZM44 85V84H43ZM113 85V84H112ZM137 85V84H136ZM200 85V84H199ZM198 85V86H199ZM202 85V84H201ZM214 85V86H215ZM254 85V84H253ZM50 86V85H49ZM87 86V85H86ZM101 86V85H100ZM193 86V85H192ZM206 86V85H205ZM248 86H249V84H248ZM257 86V85H256ZM123 87V86H122ZM195 87V86H194ZM211 87V86H210ZM209 87V88H210ZM224 87H222V88H224ZM62 88V87H61ZM73 88V87H72ZM112 88V87H111ZM116 88L118 89V84H117V86H116ZM114 89V90H116V91H118L117 89ZM120 88V87H119ZM183 88H184V90H183ZM192 88V87H191ZM205 88V87H204ZM242 88V87H241ZM243 88H245L244 86H243ZM250 88V87H249ZM248 88V89H249ZM14 89H16V88H14ZM63 90H64V87L62 88ZM66 89H68V88H66ZM109 89V88H108ZM112 89V90H113ZM121 89V88H120ZM177 89V90H176ZM198 89V88H197ZM247 89V90H248ZM88 90V89H87ZM92 90V89H91ZM190 90H192V89H190ZM189 90V91H190ZM224 90V89H223ZM227 90V91H228ZM258 90V89H257ZM148 91V92H149ZM242 91V92H241ZM249 91V90H248ZM19 92V91H18ZM21 92V91H20ZM20 92L18 93V94H20ZM95 92V91H94ZM121 92V91H120ZM199 92V91H198ZM216 92V91H215ZM231 92H230V94H231ZM262 92V91H261ZM23 93V92H22ZM46 93V92H45ZM48 93V92H47ZM110 93H111V91H110ZM112 93H113V91H112ZM111 93V96L114 94H112ZM118 93H119V91H118ZM147 93V92H146ZM190 93V92H189ZM211 93V92H210ZM41 94V93H40ZM43 94H44V91H43ZM52 94V93H51ZM54 94V93H53ZM69 94V93H68ZM73 94V93H72ZM86 94H87V92H86ZM117 94V93H116ZM194 94V93H193ZM198 94V93H197ZM224 94V93H223ZM22 95V94H21ZM38 95V94H37ZM101 95V94H100ZM153 95V94H152ZM187 95V96H186ZM243 95V94H242ZM257 95V94H256ZM79 96V95H78ZM88 96V95H87ZM209 96V95H208ZM207 96V97H208ZM213 96V95H212ZM216 96H218V95H216ZM215 96V97H216ZM219 96H220V94H219ZM232 96V97H233ZM91 97V96H90ZM113 97H114V95H113ZM118 97V96H117ZM115 98V99H120V98ZM135 97V96H134ZM171 97V96H170ZM174 97V98H175ZM236 97L234 98V99H236ZM248 97V96H247ZM125 98V100L128 98L127 96L126 97H124ZM123 98V99H124ZM133 98V97H132ZM175 98V99H176ZM200 98V97H199ZM210 98V97H209ZM212 98V97H211ZM217 98V97H216ZM220 98V97H219ZM222 98V97H221ZM220 98V99H221ZM238 98L236 99V103H237V100H238ZM256 98V97H255ZM28 99V98H27ZM45 99H46V97H45ZM70 99H72V100H74L73 98H71L70 97ZM80 99V98H79ZM121 99H122V97H121ZM138 99V98H137ZM141 99V98H140ZM155 99V98H154ZM171 99V98H170ZM197 99V98H196ZM219 99V100H220ZM241 99H242V97H241ZM252 99V98H251ZM259 99H261V98H259ZM51 100V110L50 111H52V113H54V115L55 116H57V117H71V115H72V113L73 112H76V110H77V108H76V110H75V107H74V104H73V102H70V100H69V95H64V94H62V93H60V94H56V96H54V95H52V98L50 99ZM76 100V99H75ZM114 100V99H113ZM211 100V99H210ZM218 100V101H219ZM225 100V99H224ZM244 100V99H243ZM256 100H257V98H256ZM99 101V100H98ZM112 101V100H111ZM163 101V100H162ZM217 101V102H218ZM228 101V100H227ZM238 101H240V100H238ZM85 102V101H84ZM116 102V101H115ZM123 102V101H122ZM125 102H127V100L125 101ZM144 102V101H143ZM164 102V101H163ZM173 102V101H172ZM174 102H175V100H174ZM205 102V101H204ZM216 102V103H217ZM75 103V102H74ZM118 103V102H117ZM135 103V102H134ZM130 104V105H133L132 107H134V105L135 104ZM139 103V102H138ZM141 103V102H140ZM165 103V102H164ZM166 103H167V101H166ZM178 103V102H177ZM182 103V102H181ZM208 103H209V101H208ZM256 103V102H255ZM86 104V103H85ZM88 104V103H87ZM111 103H109V105H110ZM123 104H124V102H123ZM137 104V103H136ZM175 103H173V105H174ZM186 104V103H185ZM205 104V103H204ZM259 104H261V103H259ZM103 105V104H102ZM138 105V104H137ZM135 105L137 108H135V111L134 112H136V114L138 113V112H142V110L144 109L145 110V106L142 104V105ZM161 105V104H160ZM181 104L179 103V106H180ZM187 105V104H186ZM207 105V104H206ZM249 105V104H248ZM77 106H78V104H77ZM111 106V105H110ZM112 106H114L113 104H112ZM111 106V107H112ZM167 106H168V104H167ZM204 106V105H203ZM212 106V105H211ZM210 106V107H211ZM218 106H219V104H218ZM231 106V105H230ZM236 106V105H235ZM100 107H101V105H100ZM109 107V106H108ZM118 107V106H117ZM131 107V108H132ZM174 108H175V105L173 106ZM184 107H187V106H184ZM42 108H44V107H42ZM102 108V107H101ZM100 108V109H101ZM114 108H116V106L114 107ZM152 108V107H151ZM156 108V107H155ZM180 108V110H181V106L179 107ZM224 108V107H223ZM244 108V107H243ZM48 109V108H47ZM105 109V108H104ZM125 109V108H124ZM185 109H187V108H185ZM222 109V108H221ZM49 110V109H48ZM143 110V111H144ZM153 110V109H152ZM159 110V109H158ZM188 110V109H187ZM190 110V109H189ZM188 110V111H189ZM248 110V109H247ZM251 110H253L252 108H251ZM250 110V107H249V112L251 111ZM255 110V109H254ZM128 111V110H127ZM160 111V110H159ZM170 111V110H169ZM174 111V110H173ZM176 111H178V110H176ZM182 111V110H181ZM225 111V110H224ZM223 111V112H224ZM259 111V110H258ZM36 112H38V110L36 111ZM119 112V111H118ZM117 112V113H118ZM130 112V111H129ZM133 112V111H132ZM131 112V113H132ZM153 112V111H152ZM158 112V111H157ZM175 112V111H174ZM184 112V111H183ZM231 112V111H230ZM245 112V111H244ZM254 112H256V111H254ZM253 111H251L250 113L252 114V113H254ZM39 113V112H38ZM50 113V112H49ZM49 113H47V114H49ZM105 113V112H104ZM124 113V112H123ZM162 113V112H161ZM180 113V112H179ZM178 113V114H179ZM227 113V112H226ZM81 114V113H80ZM153 114V113H152ZM176 114V113H175ZM228 114V113H227ZM258 114V113H257ZM257 114H255L254 113V116H255V118H256V116H258ZM35 115V114H34ZM110 115H111V113H110ZM128 115V114H127ZM127 115H125V116H127ZM135 115V114H134ZM137 115H139V116H141V114L140 113H138ZM186 115V114H185ZM190 115V116H191ZM244 115V114H243ZM246 115V114H245ZM36 116V115H35ZM38 116V115H37ZM83 116V115H82ZM114 116V115H113ZM138 116V117H139ZM151 116V115H150ZM161 116V115H160ZM188 116V115H187ZM230 116V115H229ZM248 116V115H247ZM250 116V115H249ZM254 116H253V119H254ZM111 117V116H110ZM122 117V116H121ZM129 117H130V114H129ZM142 117V116H141ZM174 117V116H173ZM182 117V116H181ZM184 117V116H183ZM182 117V118H183ZM231 117H232V115H231ZM245 117V116H244ZM124 118V117H123ZM122 118V119H123ZM148 118H149V116H148ZM158 118V117H157ZM196 118H194L195 119V121H196ZM225 118H227V117H225ZM97 119V118H96ZM126 119V118H125ZM142 119H143V117H142ZM154 119V118H153ZM160 119V118H159ZM181 118L179 117V119H177V120H180ZM233 119H235V118H233ZM248 119V118H247ZM252 119V118H251ZM67 120H68V118H67ZM109 120V119H108ZM136 121L138 120V119H135ZM134 120V121H135ZM144 120V119H143ZM155 120V119H154ZM191 120V119H190ZM231 120V119H230ZM244 120V119H243ZM127 121V120H126ZM131 121V120H130ZM135 121V122H136ZM193 121V120H192ZM215 121V120H214ZM235 121V120H234ZM233 121V122H234ZM239 121V120H238ZM259 121V120H258ZM190 122V121H189ZM232 122V123H233ZM244 122V121H243ZM254 122V121H253ZM106 123H107V121H106ZM114 123V122H113ZM129 123V122H128ZM132 124H135V123H133V121L131 122ZM137 123H138V121H137ZM147 123V122H146ZM196 123H197V121H196ZM236 123V122H235ZM245 123V122H244ZM145 124V123H144ZM151 124V123H150ZM247 124V123H246ZM254 124V123H253ZM256 124V123H255ZM260 124V123H259ZM108 125V124H107ZM120 125V124H119ZM137 125V124H136ZM149 125V124H148ZM148 125H147V127H148ZM189 125V124H188ZM198 125V124H197ZM216 125V124H215ZM84 126V125H83ZM108 126H110V125H108ZM126 126V125H125ZM132 126V125H131ZM150 126V125H149ZM201 126V127H202ZM212 126V125H211ZM247 126H250L249 124L247 125ZM246 126V127H247ZM252 126V125H251ZM132 127H134V126H132ZM136 127V126H135ZM200 127V128H201ZM203 127H202V129H203ZM208 127V126H207ZM215 127V126H214ZM240 128V125L238 126V124H237V128ZM243 127V126H242ZM245 127V128H246ZM258 127V126H257ZM155 128V127H154ZM190 128V127H189ZM194 128V127H193ZM206 128V127H205ZM213 128V127H212ZM238 128V129H239ZM248 128V127H247ZM93 129V128H92ZM107 129V128H106ZM135 129H138L137 127L135 128ZM235 129V130H234ZM250 129V128H249ZM96 130H98V129H96ZM177 130V129H176ZM184 130V129H183ZM188 130V129H187ZM186 130V131H187ZM203 130H206V129H203ZM242 130V129H241ZM240 129H239V131H241ZM247 130V129H246ZM105 131V130H104ZM201 131V130H200ZM207 132H205V134L206 133H208V130H206ZM211 131H213V130H211ZM243 131V130H242ZM259 131V130H258ZM98 133L100 132V130L99 131H97ZM190 132V131H189ZM203 133H204V131H202ZM210 132V131H209ZM215 132V131H214ZM245 132H247V131H245L244 130V134H245ZM94 133V132H93ZM96 133V132H95ZM147 133V132H146ZM154 133V132H153ZM187 133H188V131H187ZM195 133V132H194ZM193 133V134H194ZM240 133V132H239ZM243 133V132H242ZM248 133V134H249ZM109 134H111V133H109ZM123 134V133H122ZM211 134V133H210ZM243 134V135H244ZM115 135H116V133H115ZM177 139H173V145H172V148L174 149V150H179V151H181L182 153H183V155H187L188 156V154H190V153H195V154H197V155H199L200 157H204L203 156V154L198 150V148L195 146V144H194V142H193V140L189 137L190 136V134H186V132H182V130L179 132V131H177ZM192 135V134H191ZM212 135V134H211ZM210 135V136H211ZM148 136V135H147ZM174 136V135H173ZM205 136V135H204ZM213 136V135H212ZM242 136V135H241ZM262 136V135H261ZM118 137V136H117ZM120 137V136H119ZM194 137V136H193ZM202 137V136H201ZM206 137H207V139H208V135H206ZM206 137H204V138H206ZM215 137V136H214ZM243 137V136H242ZM174 138V137H173ZM211 138V137H210ZM218 138V137H217ZM223 138V139H224ZM193 139H195V138H193ZM207 139H206V141H207ZM114 140H116V139H114ZM205 140V139H204ZM218 140V139H217ZM250 140H251V142H250ZM195 141V140H194ZM209 142H210V139H209ZM213 142H215V141H213ZM217 142V141H216ZM221 142V141H220ZM219 142V143H220ZM228 142V141H227ZM228 142V143H229ZM218 143V142H217ZM218 143V144H219ZM223 143V142H222ZM232 143V142H231ZM234 144V143H233ZM258 144H260V143H258ZM264 144V143H263ZM236 145V144H235ZM236 145V146H237ZM214 147V146H213ZM227 147V146H226ZM262 147V146H261ZM264 147V146H263ZM207 148H209V147H207ZM216 148V147H215ZM225 148V147H224ZM261 149V148H260ZM164 150V149H163ZM166 150V149H165ZM164 150V151H165ZM221 150V149H220ZM235 150V149H234ZM262 150V149H261ZM209 151V150H208ZM212 151V150H211ZM218 151V150H217ZM223 151V150H222ZM216 152V151H215ZM169 153V152H168ZM221 154H223V152L221 153ZM234 154V153H233ZM217 155H219L220 156V154H217ZM223 155H225V159H224V161H226L227 162V155L224 153ZM236 155V154H235ZM234 155V156H235ZM218 156V157H219ZM264 156V155H263ZM259 157V159L261 158V160H262V158H264V157ZM215 157H216V155H215ZM220 158V157H219ZM248 158V157H247ZM218 159V158H217ZM222 159H223V157H222ZM218 160H220V159H218ZM244 160V159H243ZM250 160V159H249ZM255 160H253V162H254ZM148 162V161H147ZM221 162V161H220ZM244 162V161H243ZM252 162V163H253ZM222 163V162H221ZM147 163H145L144 165H146ZM225 164V163H224ZM223 164V165H224ZM249 164V163H248ZM255 166H256V164H255V162L253 163ZM253 165V166H254ZM245 166V165H244ZM251 167H252V164H251ZM207 168L210 170V171H212L219 179H220V181H226L225 179H224V177L222 176V174H220L219 172H217L214 168H213V166L212 165H210V163H207ZM258 169H255V170H258ZM254 170V169H253ZM245 171V170H244ZM259 171V170H258ZM242 173H244V172H242ZM247 173V172H246ZM254 173V172H253ZM260 173V172H259ZM259 173H257V174H259ZM245 174V173H244ZM257 174H256V176H257ZM259 176V175H258ZM243 177V176H242ZM260 177V180L262 179ZM253 178H254V175H253ZM252 178V179H253ZM233 180V179H232ZM241 181V180H240ZM256 181H259V178H258V180H256ZM256 181L254 182V183H256ZM261 182V181H260ZM223 183V182H222ZM262 183H263V181H262ZM225 185V184H224ZM232 185V184H231ZM255 185V184H254ZM260 185V184H259ZM256 187V186H255ZM233 189V188H232ZM233 192V191H232ZM235 194V193H234ZM256 196V195H255ZM253 197V196H252ZM261 197H262V195H261ZM257 199H259V198H257ZM254 201V200H253ZM264 201V200H263ZM259 202V201H258ZM257 202V205H259V203ZM261 202H262V200H261ZM252 203V202H251ZM264 203V202H263ZM260 205H262V206H264L263 204H260ZM262 206H260V207H262ZM261 209V208H260ZM262 210H264V209H262ZM250 211V210H249ZM252 211V210H251ZM254 211V210H253ZM255 212V211H254ZM261 212V211H260ZM256 213V212H255ZM247 214H252V212L250 213V212H248L247 211ZM77 216H78V218L80 219V220H82V221H86L87 219L85 218V217H83V216H81L80 214H76ZM57 242H58V239L56 238L55 239ZM134 245V243L133 242H131V241H128V243H127V247H132ZM147 250V252L150 254V255H152L151 257L153 258V260L154 261H157L158 263H160V264H175L173 261H171V260H169V259H167V258H163V257H161V256H159V255H156L155 254V252L154 251H152V250H150V249H146ZM78 252H79V248H78V246H75V248L72 250V251H63V253H62V257L63 258H65V260H70L71 261V264H74L75 263V261H76V258H77V255H78ZM67 254H69V257L67 256ZM124 258H133V254L128 250V249H116V250H114L113 252H112V254H111V256H110V260L112 261V262H114L115 260H119V259H121V261H122V259H124ZM161 260V262H159ZM1 261V260H0ZM163 261V262H162ZM116 262V261H115ZM126 262V261H125ZM128 262H130V261H128ZM132 262V261H131ZM134 262V261H133ZM132 262V263H133ZM2 263L3 264H6L4 261H2ZM114 264V263H113Z\"/></svg>", "mask_w": 264, "mask_h": 264}, {"label": "crops", "instance_id": "crops-1", "mask_svg": "<svg viewBox=\"0 0 264 264\" xmlns=\"http://www.w3.org/2000/svg\"><path fill=\"white\" fill-rule=\"evenodd\" d=\"M6 133H12L14 134L17 138L19 139H24V138H28L29 140V144L32 142L33 138H32V134L36 133L35 131H29V130H26L25 131V134L24 136L21 134V135H17L15 134L14 132L12 131H6V130H2V128H0V138H3L4 137V134ZM27 175V176H26ZM24 178L29 180V181H36L38 182V189L39 190H43L44 193L46 194H55L57 192L60 191V188H61V185L60 183L58 182V174H55L53 175L52 177H45L41 174H33L31 171L29 170H26L24 172ZM16 189H13V193H15ZM116 214L114 213V216ZM147 225L148 223L147 222H144L142 224V229H146L147 228ZM54 226H56V224H54ZM79 226V225H78ZM77 226L76 223H74V225L72 226V229H71V237H72V242H68V246H66V243L63 242V243H59L57 242L54 238V237H48V236H45L43 238H41V244L44 246L46 245H49V246H52V247H55L56 246V252H57V255L55 256V262L56 264L58 263H70V262H67L65 260V258H63L61 255L63 253V251H72L75 246H78L79 248V252H78V255H77V258H76V261L74 264H76L78 261H79V258H80V253H81V244L84 243L85 241L84 240H87V245L89 247V245H92V244H99L101 246H104V249L103 250H94L92 248H90L91 250H94V251H97V252H103L106 250V244L103 243V241L105 240L106 237H102V236H99L96 234V236H98L99 238L101 239H97L95 240L94 237H92L93 235H95V232L94 231H91L87 228H81V226H79L81 229H83L84 231L81 233L82 230H78V229H75V228H79ZM94 233V234H92ZM92 234V235H91ZM89 238V239H87ZM109 239V238H107ZM70 245V246H69ZM67 256L69 257V254H67ZM208 260L204 261V260H199L197 262V264H208L207 262ZM71 264V263H70Z\"/></svg>", "mask_w": 264, "mask_h": 264}]
</instances>
